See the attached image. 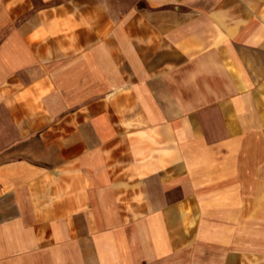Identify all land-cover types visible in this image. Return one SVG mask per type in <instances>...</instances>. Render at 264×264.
Masks as SVG:
<instances>
[{
	"label": "crops",
	"instance_id": "0c3cea01",
	"mask_svg": "<svg viewBox=\"0 0 264 264\" xmlns=\"http://www.w3.org/2000/svg\"><path fill=\"white\" fill-rule=\"evenodd\" d=\"M0 264H264V0H0Z\"/></svg>",
	"mask_w": 264,
	"mask_h": 264
}]
</instances>
